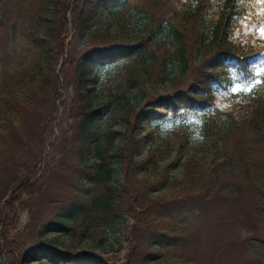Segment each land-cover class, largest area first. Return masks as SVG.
Wrapping results in <instances>:
<instances>
[{"label": "trees", "instance_id": "16d2710c", "mask_svg": "<svg viewBox=\"0 0 264 264\" xmlns=\"http://www.w3.org/2000/svg\"><path fill=\"white\" fill-rule=\"evenodd\" d=\"M262 28L264 0H0V180L17 161L9 134L40 93L60 98L63 77L79 179L51 223L100 246L119 226L128 248L121 260L75 252L43 240L42 228L32 245L19 243L9 203L3 247L41 264H196L185 244L201 200L234 181L255 192L264 223ZM25 170L6 182L13 204L31 188ZM249 244L252 264H262V233Z\"/></svg>", "mask_w": 264, "mask_h": 264}, {"label": "rangeland", "instance_id": "374dc122", "mask_svg": "<svg viewBox=\"0 0 264 264\" xmlns=\"http://www.w3.org/2000/svg\"><path fill=\"white\" fill-rule=\"evenodd\" d=\"M4 42L5 32L2 30L0 57L3 56ZM78 52L73 51L74 56H77ZM59 69L60 67L55 72L56 76H59ZM97 70L98 68L95 67V71ZM72 75L74 71L70 69V77ZM56 79L60 98L53 97L50 87L40 93L32 107L22 114L20 122L17 123L19 126L9 134L17 157L10 173L12 176L17 174L20 176L25 173V169L32 170L30 179L32 182L31 188L28 189L29 193L22 194L20 201L13 204L12 192L6 186L7 180L12 176L6 171L0 180V211L4 204H11V208L7 206L4 213H8L6 216L13 224L11 237L14 233H18V239L24 235L21 241L14 237L19 243L23 244L29 238L27 246L32 245L35 239L38 240V229L42 228L43 240L56 239L58 244L75 252L102 250L99 252L121 260L128 248L125 240L127 236L122 227L108 229L104 236L107 244L100 246L96 237L77 239L68 231L57 230L51 223L54 215L72 199L79 179L73 168L77 165V160L73 158L70 150H67L69 127L73 119L70 111L73 91L63 77ZM137 88L134 86L131 91ZM4 149L7 162L11 158V153L9 149ZM9 165H12L11 161ZM234 185V188L231 187V190L226 189V191L219 187L208 199L201 200L200 218L194 222L191 240L185 244L186 249L196 254V264L254 263L256 257L251 258L252 246L249 242L260 237L261 233L264 237V223L260 221L259 216L255 217L257 200L255 192L239 185L236 181ZM163 193L165 194L163 191L158 192L159 195ZM161 224L160 220L155 223L162 228ZM246 231L250 233L247 234ZM263 248L264 246H260L259 255L263 253ZM260 258L264 264V255ZM49 260V264H57V260L51 257ZM0 264L41 263L36 258L24 261L18 250L5 249L0 238ZM83 264H89V261Z\"/></svg>", "mask_w": 264, "mask_h": 264}, {"label": "snow or ice", "instance_id": "6c2138e0", "mask_svg": "<svg viewBox=\"0 0 264 264\" xmlns=\"http://www.w3.org/2000/svg\"><path fill=\"white\" fill-rule=\"evenodd\" d=\"M260 31L262 34H264V28H262ZM259 83L264 84V80H260ZM252 87H254V85L249 84L247 87H245L243 89L233 88L232 91L233 92H239V91L250 92L252 90Z\"/></svg>", "mask_w": 264, "mask_h": 264}]
</instances>
